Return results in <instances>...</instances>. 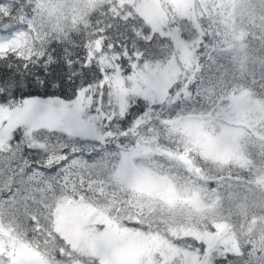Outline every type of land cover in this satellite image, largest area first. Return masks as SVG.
<instances>
[{"label":"snow or ice","instance_id":"obj_1","mask_svg":"<svg viewBox=\"0 0 264 264\" xmlns=\"http://www.w3.org/2000/svg\"><path fill=\"white\" fill-rule=\"evenodd\" d=\"M124 24L103 26L75 56L0 55L11 70L0 73V264H189L166 247L123 258L134 243L160 239L142 213L133 216V194L172 162L160 133L189 95L149 63L157 57L152 33ZM33 82L57 92H22ZM169 180L173 187L177 178ZM208 246L192 249L203 257L198 264H209Z\"/></svg>","mask_w":264,"mask_h":264},{"label":"trees","instance_id":"obj_2","mask_svg":"<svg viewBox=\"0 0 264 264\" xmlns=\"http://www.w3.org/2000/svg\"><path fill=\"white\" fill-rule=\"evenodd\" d=\"M194 2L192 17L170 13L187 45L188 52L180 53V46L173 49L165 40L170 35L155 31L132 5L120 0H0V26L12 24L0 34L17 36L13 44L0 48V55L6 51L10 59L12 54L27 58L60 51L75 56L103 26L111 23L123 31L124 20L140 32H151L157 57L149 63L176 59L179 71L172 88L185 84L189 95L160 133V147L173 153L161 173L177 178L172 199L137 191L131 212L134 217L142 213L145 223L179 250L203 252L205 243L199 237L203 232L216 234L209 264H225V253L232 254L231 264H264V134L245 130L239 139L241 159L219 160L206 155L178 123L184 116L218 109L234 92H245L264 105V0ZM6 63L0 62V73L11 71ZM22 92L49 97L57 90L33 82ZM186 189L198 193L197 202L176 199L178 191L189 195ZM54 247L49 250L54 252ZM77 264H88L87 258Z\"/></svg>","mask_w":264,"mask_h":264},{"label":"rangeland","instance_id":"obj_3","mask_svg":"<svg viewBox=\"0 0 264 264\" xmlns=\"http://www.w3.org/2000/svg\"><path fill=\"white\" fill-rule=\"evenodd\" d=\"M129 1L135 2L136 7L140 8L141 13L147 17L146 20L151 23L155 29L181 41V44L178 45L180 46L178 50L180 53L188 52L186 43L181 39L178 33L177 26H175L170 19V13L172 14L173 11H175L181 16H194L196 11L193 9L195 8L193 0ZM156 65L167 71L171 82L176 78L175 76L178 71L176 59H169L168 61ZM213 114L216 117L207 112L204 115H193L188 118H182L179 124L183 129L188 130L194 135L193 141L195 143L200 142L211 156L218 159H241L239 157L238 139L245 130L251 129L259 134H264V129H261L264 128V105L249 97L248 94H236V96H231L226 101L225 105L213 112ZM205 121L211 124L209 128H207L208 126ZM211 126H213V128ZM165 178L166 175L160 173L158 180L148 179L142 183L138 189L153 191L163 199L171 200L173 187L169 186L171 184L169 181L166 183ZM181 200L190 203L197 202L196 196L190 197L189 195H184ZM219 229L221 232L224 231L222 226ZM201 237L204 238L209 245L207 249V254L209 256V251H211V248L217 242L216 234L203 232ZM228 240L232 243L230 237ZM232 244L233 247L236 248L235 242ZM160 247H166L169 251L177 255L183 254V260L189 261V264H198V261H202L203 259V257H198L193 251L179 250V248L171 246L162 238L159 240H144L134 243L125 250L123 258L125 260L134 259L137 255L149 249H157Z\"/></svg>","mask_w":264,"mask_h":264}]
</instances>
